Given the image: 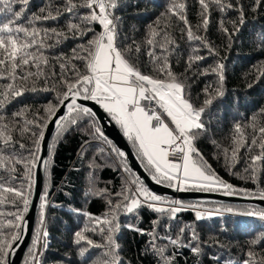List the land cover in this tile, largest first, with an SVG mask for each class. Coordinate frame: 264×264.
Wrapping results in <instances>:
<instances>
[{
    "label": "snow or ice",
    "instance_id": "obj_1",
    "mask_svg": "<svg viewBox=\"0 0 264 264\" xmlns=\"http://www.w3.org/2000/svg\"><path fill=\"white\" fill-rule=\"evenodd\" d=\"M196 3L199 20L193 25L187 0H167L164 5L152 0V7L163 11L138 40L139 29L134 25L126 28L124 16L117 14L129 6L127 0H47L38 11L32 10V0H0V206L15 209L0 211V264H11L10 257L20 246L38 166L49 173L57 142L85 120L90 129L86 134L98 142L96 155L103 158L102 163L95 156L89 161L85 195L104 200L107 208L102 215L73 210L87 220L74 233L79 255L87 256L85 264L89 260L91 264H124L117 242L120 217L134 215L139 221L141 208L156 214L151 227L143 229L138 223L124 227L149 237L144 252L156 257V264H177L181 249L200 257L205 247H223L214 236L201 237L197 230L200 221L229 213L264 222L261 205L243 210L206 207L203 202H184L153 191L128 166L126 153L112 144L97 125L96 112L85 103L98 105L119 127L156 185L174 192H219L264 203V187L260 186L264 183V108L245 117L243 123L236 121L226 146L209 136L205 122L215 101L225 95V64L217 60L204 67L209 56H219L206 35L211 15L213 10L221 14L218 31L228 38L230 48L246 23L244 5L241 0ZM261 6L264 0H253L251 10ZM229 12H235L236 19L227 20ZM60 21H65L62 27ZM259 38L264 41V35ZM68 41L76 44L65 52ZM181 42L188 51L183 71L177 72L173 58L182 52ZM253 71L257 81L264 78V61ZM210 76H216V82L193 96V84ZM27 93H54V98L41 108L24 106L9 114V108ZM53 123L56 136L43 158L45 131ZM205 139L218 150L216 159L222 155L225 167L239 179L250 181L253 189L238 188L216 173L199 147ZM89 145L86 141L81 146V159ZM242 160L246 167L242 173L235 172ZM105 167L122 173L119 190L96 187L95 172ZM49 194L46 186L40 196L38 226L23 264H43L49 247L46 209L58 207L50 205ZM185 212L194 215L192 222L181 219ZM89 233L99 234L100 241ZM241 251L239 260L222 256H214V260L216 264H264V231L248 240Z\"/></svg>",
    "mask_w": 264,
    "mask_h": 264
},
{
    "label": "trees",
    "instance_id": "obj_2",
    "mask_svg": "<svg viewBox=\"0 0 264 264\" xmlns=\"http://www.w3.org/2000/svg\"><path fill=\"white\" fill-rule=\"evenodd\" d=\"M46 2L47 0H32V10L38 11L39 7ZM158 2L164 5L167 0H158ZM241 2L244 5L246 23L240 33L233 37L230 48L228 47V38L218 31L219 21L222 18L218 11L213 10L211 22L206 33L213 46L219 51V56H209L204 63V67L214 65L217 60L225 64V95L215 101L210 111V119L206 115L205 122L209 124V136L225 146L228 144L227 137L236 121L243 123L245 117H250L261 108H264V78L257 81L256 73L253 71L255 65L264 61V41L259 38L264 35V6L253 12L251 10L253 0H241ZM127 3L129 6L117 14L124 16L126 28L134 25L139 29L136 36L139 40L143 36L146 26L163 11V8H153L152 0H127ZM187 4L188 17L195 25L199 20L197 15L199 5L196 0H187ZM233 19H236V13L229 12L227 20ZM64 23L65 21H60V26L62 27ZM227 26L231 31V24H227ZM200 34L204 35L205 33L201 30ZM75 44V41H68L63 50L68 52ZM181 48L182 52L173 58L177 72L183 71V59L187 57V44L181 42ZM202 54L208 56L206 50H202ZM177 59L180 60L178 64L176 63ZM216 80V76L199 78L193 84V96L200 93L206 84H214ZM53 98L54 93H27L23 98H20L19 103H14L9 108V114L24 106H31L33 110L41 108ZM96 122L100 127L97 120ZM116 127L119 129L117 125ZM86 130L90 131L87 120L81 122L79 127H73L67 131L57 142L54 162L49 168L50 175L44 171L42 194L47 186L50 193L48 196L50 205H58V207L49 206L46 209L45 227L49 233V247L44 252L43 264H85L87 256L81 257L79 255L80 246L74 243V233L83 227L87 220L82 215L78 216L73 210L87 211L94 215H102L107 210L104 200L85 195L86 177L90 171L88 167L89 161L95 156L98 163L103 162V158L96 155L99 146L98 142L92 141L91 136L86 134ZM55 136L56 131L50 144ZM125 140L127 141L126 138ZM86 141H90V145L86 157L81 159L79 155L81 146ZM127 143L135 154L131 144L128 141ZM199 147L205 158L223 180L238 188H254L250 181L246 182L239 179L225 167L222 155L220 159H216L218 150L207 139L202 140ZM113 159L115 158L113 157ZM112 162V160L108 161L109 164H112ZM245 167L246 162L242 160L235 168V172L242 173ZM95 175L97 177V188L107 187L110 190H119L121 172L114 171L112 167H105L102 170L97 169ZM109 181L111 183H108ZM260 186L264 187V183H261ZM204 204L206 207L224 205L237 210H243L248 207L244 205ZM0 211L7 213L15 211V209L10 205H5L0 206ZM38 215L39 208L30 244L38 226ZM139 216L141 218L139 221L134 215H121L120 217L122 227L117 234L120 255L124 260V264H156V257L151 255V253L145 254L144 252L149 237L141 236L139 233L124 227L128 223H138L140 228L148 229L151 227V221L156 217V214L147 208H141ZM180 216L182 220L189 223L194 220L192 213L185 212L180 214ZM197 230L205 240L209 236H214L223 247H205L204 254L200 257L193 256L187 249H181L177 255V264H216L214 256H222L225 260L229 258L239 260L243 255L241 249L246 245V242L259 232L264 231V222L254 217L223 213L212 219L198 222ZM88 235L97 242L100 241L99 234L89 233ZM27 250L20 264H23ZM92 258H95V254ZM88 264H91V260L88 261Z\"/></svg>",
    "mask_w": 264,
    "mask_h": 264
},
{
    "label": "water",
    "instance_id": "obj_3",
    "mask_svg": "<svg viewBox=\"0 0 264 264\" xmlns=\"http://www.w3.org/2000/svg\"><path fill=\"white\" fill-rule=\"evenodd\" d=\"M89 107H92L96 112V120L98 121L100 128L103 130L104 134L108 137L111 142L118 147L120 150L124 151L127 156V163L130 168L138 175L141 176V179L149 186L153 191L163 194L172 198L180 199L187 202H203L206 204H229V205H261L264 206V203L259 201L248 200L240 196H224L219 192H174L171 189L164 188L163 186L156 185L144 169L140 166V162L130 145L127 143L123 137L120 130L116 125L110 120V118L99 108L98 105L93 104L92 102H85ZM56 131L55 124H50L48 129L45 131V142L41 146L40 155L43 158L48 156V145L51 142V139ZM43 179H44V169L43 166H38L37 175H36V185L33 189L31 200L32 204L29 207V212L25 215V224L26 227L22 233V239L20 241V246L16 250V253L13 254L11 259V264H20L23 258L24 253L26 252L30 240L32 237L35 220L39 208L40 196L42 195L43 189Z\"/></svg>",
    "mask_w": 264,
    "mask_h": 264
}]
</instances>
